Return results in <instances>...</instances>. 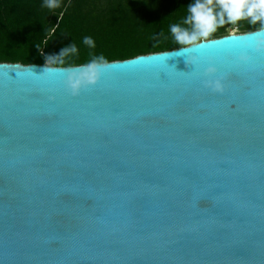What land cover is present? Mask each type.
Returning <instances> with one entry per match:
<instances>
[{
	"label": "water",
	"instance_id": "obj_1",
	"mask_svg": "<svg viewBox=\"0 0 264 264\" xmlns=\"http://www.w3.org/2000/svg\"><path fill=\"white\" fill-rule=\"evenodd\" d=\"M258 29L195 66L108 61L75 97L83 64L0 62V264H264V52L228 40Z\"/></svg>",
	"mask_w": 264,
	"mask_h": 264
},
{
	"label": "trees",
	"instance_id": "obj_2",
	"mask_svg": "<svg viewBox=\"0 0 264 264\" xmlns=\"http://www.w3.org/2000/svg\"><path fill=\"white\" fill-rule=\"evenodd\" d=\"M0 0V62L79 65L94 56L107 61L180 47L170 26L183 23L194 0ZM260 28L248 20L225 24L209 37ZM91 37L94 47L83 43ZM70 45L75 53L59 55Z\"/></svg>",
	"mask_w": 264,
	"mask_h": 264
},
{
	"label": "clouds",
	"instance_id": "obj_3",
	"mask_svg": "<svg viewBox=\"0 0 264 264\" xmlns=\"http://www.w3.org/2000/svg\"><path fill=\"white\" fill-rule=\"evenodd\" d=\"M46 7H58L56 0H46ZM188 15L183 23L190 27H181L179 24L170 26V32L176 43L182 45L179 51L164 53L153 57L167 58V60L184 56L187 53L186 62L195 66L199 64L201 57L195 55L202 47L208 43L218 28L225 24L236 25L239 21L248 20L250 24H260V28L250 35L232 36L230 39L241 41L240 47L243 49H255L257 52H264V0H194L187 6ZM83 43L89 47H94L91 37H85ZM77 51L74 45L65 47L59 55ZM179 53L180 55H178ZM152 58V57H151ZM251 56L246 51H241L237 57L239 63L247 64ZM134 62V61H132ZM209 66L204 69L203 75L209 77L203 81L204 87L211 89L214 93L223 94L225 85L224 77H217L218 68L214 60L208 58ZM116 64L108 62L103 55L94 56L89 62L69 67L64 70L65 79L63 84L65 89L73 97L79 96L82 90L96 86L101 78L114 70ZM31 71V70H30ZM56 69L44 67L42 75L47 76ZM216 77V78H213ZM54 100L55 97H49Z\"/></svg>",
	"mask_w": 264,
	"mask_h": 264
},
{
	"label": "rangeland",
	"instance_id": "obj_4",
	"mask_svg": "<svg viewBox=\"0 0 264 264\" xmlns=\"http://www.w3.org/2000/svg\"><path fill=\"white\" fill-rule=\"evenodd\" d=\"M238 30H237V28H235V27H233V28H230V32H234V33H236Z\"/></svg>",
	"mask_w": 264,
	"mask_h": 264
}]
</instances>
